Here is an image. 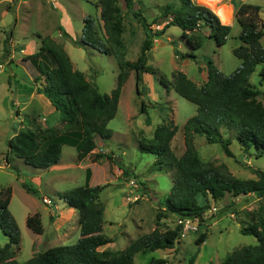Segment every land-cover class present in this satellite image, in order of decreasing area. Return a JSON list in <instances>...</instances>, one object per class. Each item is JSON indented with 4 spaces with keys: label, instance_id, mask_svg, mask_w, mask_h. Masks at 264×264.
Here are the masks:
<instances>
[{
    "label": "rangeland",
    "instance_id": "rangeland-1",
    "mask_svg": "<svg viewBox=\"0 0 264 264\" xmlns=\"http://www.w3.org/2000/svg\"><path fill=\"white\" fill-rule=\"evenodd\" d=\"M192 1L210 8L219 19L222 11L230 16L226 22L220 19L231 25L226 43L218 47L212 39H206L200 49L194 51L196 59H182L180 54L187 52L188 46L180 37L181 30L177 26L168 27L162 36L154 39L147 55V64L155 69V73L143 74V82L139 85L141 94L136 92L134 71L124 83L116 115L107 123L111 137L107 140L96 138L97 148L82 161L77 159L74 147L64 145L59 166L56 170H48L25 164L8 148V140L21 128L54 126L63 130L64 126L56 111L49 113L53 107L49 100L35 91L43 78L24 57L39 50L41 39L46 37L66 51L73 69L82 71L88 82L106 94L116 85L117 62L113 55L79 41L86 17L94 19L98 34L106 39L98 0H0V188H12L9 211L20 230V250L16 255L20 263L47 248L76 242L80 236L78 210L69 207L60 196L86 184L101 187L99 201L103 205V233L113 239L108 245L110 250H121L154 228L164 231L176 225L178 218L164 209L173 171H151L154 157L140 152L137 140L152 137L156 126L172 120L177 131L171 148L180 156L184 151L183 125L196 113V106L167 87L166 81L171 83L172 74L180 71L201 85L206 80L207 57L225 74L240 65V59L232 54V49L242 44L238 39L241 27L235 19V10L242 2L259 5L264 23V0ZM166 3L178 4L174 0H132L131 8H127L125 0H117L123 17L121 38L127 60H136L146 37L134 14L141 13L153 31H158L169 19L161 14ZM196 32L206 35L209 29L203 27ZM260 43L264 46V35ZM174 48L179 51L177 55ZM260 68L256 66L249 81L261 91L258 99L264 104V82L259 83ZM161 77L164 84L160 82ZM142 100L145 113L140 112ZM147 116L149 125L145 123ZM194 145L203 161L224 163L238 178L254 179L256 175L252 169L264 170V154L256 158L252 151L245 153L236 140L228 146L232 156L227 155L218 143H209L203 136L196 135ZM96 152L109 153L113 161L105 157L94 161ZM119 166L129 170L130 175L122 173ZM87 168L90 176L92 173L91 180L87 179ZM137 180L139 184L135 182ZM23 183L35 188L38 195L27 192ZM260 205L264 206V198L255 195L235 198L230 193L219 201H209L202 225L192 220L196 229H183L173 247L139 252L135 254L134 262L145 264L152 258H164L166 264H187L196 253L193 264H220L233 250L256 244L255 237L241 233L240 228L249 222L248 213L256 211ZM34 212L41 215L42 234L34 233L25 224L26 216ZM203 231L208 235L202 244L196 245L195 238ZM7 241L0 229V247Z\"/></svg>",
    "mask_w": 264,
    "mask_h": 264
},
{
    "label": "trees",
    "instance_id": "trees-1",
    "mask_svg": "<svg viewBox=\"0 0 264 264\" xmlns=\"http://www.w3.org/2000/svg\"><path fill=\"white\" fill-rule=\"evenodd\" d=\"M174 1L178 4L163 5L161 14L169 19L158 31H153L141 13L134 14L146 36L134 61L125 58L126 48L121 38L123 17L117 0H98L105 40L98 34L94 19L84 18L80 43L113 55L117 62V81L109 94L100 93L85 79L82 71L73 69L70 57L61 46L42 38L39 50L24 59L42 76V82L35 91L49 100L64 123L63 130L54 126L21 128L8 140L9 152L35 169L57 165L64 145L75 148L79 161L85 160L97 148L96 138L107 140L111 137L107 123L116 115L120 93L130 72L134 71L136 92L140 94L143 74L155 73V69L147 64V55L154 39L162 36L168 27L173 25L181 30L180 37L188 46V51L180 54L182 59H196L194 51L200 49L206 39H212L218 47L226 43L231 25L222 23L210 8L192 0ZM125 4L131 8L132 0H125ZM235 19L241 27L238 39L242 44L232 49V54L241 61L234 71L223 73L207 57L206 80L201 85L180 71L172 74L171 83L166 81L167 87L196 106V113L183 125V153L177 156L171 148L177 131L172 120L156 126L152 137L137 140L138 150L154 157L151 171H173L164 209L180 219L196 220L199 225L205 221L203 215L209 201H219L227 193L235 198L242 195L264 198L263 169H252L256 175L254 179L238 178L224 163L203 161L194 145V137L199 135L209 143H218L229 156H232L228 148L232 140H236L245 153L252 151L256 158L264 154V104L258 99L261 91L249 81L256 66H261L259 83L264 82V46L260 43L264 23L260 17V6L242 2L235 10ZM203 27L209 29L208 34L196 32ZM59 28L69 36L62 27ZM174 53L177 55L179 51L174 48ZM160 82L165 83L162 77ZM144 105L142 100L140 112H146ZM145 123L150 124L148 116ZM226 133L229 135L225 136ZM104 157L113 161L109 153H94V161ZM119 169L129 174L126 168L119 166ZM86 170L89 179L90 170ZM135 182L139 184L140 181ZM23 187L27 192L38 195V191L27 183H23ZM100 191V186L86 184L63 192L60 199L78 210L79 238L73 244L47 248L20 263L16 260L20 250V230L9 211L12 188L1 187L0 229L8 241L0 247V264H135V254L171 248L180 239L182 227L176 224L164 231L154 228L130 241L125 248L110 250L108 245L113 239L103 233ZM248 215L249 222L241 225L240 231L254 236L256 244L233 250L220 264H264V206L260 205ZM25 224L34 233H43L39 212L28 214ZM207 235V231L199 233L195 244H202ZM195 258L196 253L187 264H193ZM166 263L164 258H152L145 264Z\"/></svg>",
    "mask_w": 264,
    "mask_h": 264
},
{
    "label": "built area",
    "instance_id": "built-area-1",
    "mask_svg": "<svg viewBox=\"0 0 264 264\" xmlns=\"http://www.w3.org/2000/svg\"><path fill=\"white\" fill-rule=\"evenodd\" d=\"M192 220L189 219H178L177 223L182 226L183 229L185 230H195V225H193Z\"/></svg>",
    "mask_w": 264,
    "mask_h": 264
},
{
    "label": "crops",
    "instance_id": "crops-1",
    "mask_svg": "<svg viewBox=\"0 0 264 264\" xmlns=\"http://www.w3.org/2000/svg\"><path fill=\"white\" fill-rule=\"evenodd\" d=\"M241 62V61H240ZM28 104V103H27ZM53 111H55L54 110V108L52 107L51 109H50V112L49 113H51V112H53ZM85 160H87V158L85 159ZM86 166H88L89 164H85ZM59 166V164L58 165H56V166H52V167H50L48 170H50V169H53V170H56V168ZM91 178H92V173H91V176H90V178H89V180H91ZM88 180V181H89ZM48 210H50L49 208H48Z\"/></svg>",
    "mask_w": 264,
    "mask_h": 264
},
{
    "label": "bare ground",
    "instance_id": "bare-ground-1",
    "mask_svg": "<svg viewBox=\"0 0 264 264\" xmlns=\"http://www.w3.org/2000/svg\"><path fill=\"white\" fill-rule=\"evenodd\" d=\"M219 16H220V19L222 20V22H226L230 18V16L228 14L227 15L224 14V11H222Z\"/></svg>",
    "mask_w": 264,
    "mask_h": 264
},
{
    "label": "clouds",
    "instance_id": "clouds-1",
    "mask_svg": "<svg viewBox=\"0 0 264 264\" xmlns=\"http://www.w3.org/2000/svg\"><path fill=\"white\" fill-rule=\"evenodd\" d=\"M57 165H58V164H57ZM177 218H178V217H177ZM178 219H180V218H178ZM178 219H177V220H178ZM176 224H178V223H176ZM178 225H179V224H178ZM181 227H182V226H181ZM182 230H183V228H182Z\"/></svg>",
    "mask_w": 264,
    "mask_h": 264
}]
</instances>
